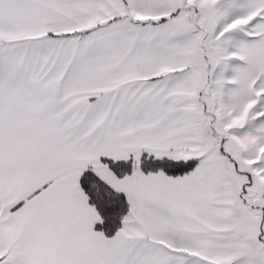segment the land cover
<instances>
[{
	"label": "snow or ice",
	"instance_id": "obj_1",
	"mask_svg": "<svg viewBox=\"0 0 264 264\" xmlns=\"http://www.w3.org/2000/svg\"><path fill=\"white\" fill-rule=\"evenodd\" d=\"M0 264H264V0H0Z\"/></svg>",
	"mask_w": 264,
	"mask_h": 264
}]
</instances>
